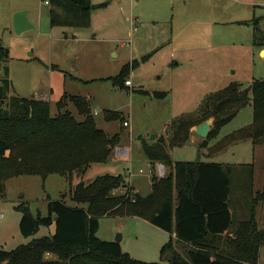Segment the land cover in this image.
<instances>
[{"label":"rangeland","instance_id":"rangeland-1","mask_svg":"<svg viewBox=\"0 0 264 264\" xmlns=\"http://www.w3.org/2000/svg\"><path fill=\"white\" fill-rule=\"evenodd\" d=\"M42 1L0 0V41L10 51V59L4 63L12 82L10 96L43 101L45 94L52 117L70 111L78 121L84 117L69 100L61 111L58 103L66 95L87 98L98 128L110 136L120 133L118 147L130 149V159L137 154L141 160L132 164L118 158L117 147L108 163L92 165L72 184L59 175L45 182L39 176L11 179L0 199V214L4 215L0 223L18 214L16 207L23 202L34 216H47L48 197L79 206L70 199L72 187L82 180L89 184L100 175H126L128 167L133 173L131 183L142 195H149L152 167L142 150L143 141L150 143L153 137L165 134L169 122L197 117L210 95L232 84L246 88L256 80L264 81V54L253 41L254 19H261L264 30L263 0H89V13L58 11L55 25L51 6H42ZM24 2L33 4L39 29L18 36L12 10ZM135 16L137 26L130 22ZM134 61L140 64L124 80H130L132 86L119 88L112 79L127 64L126 71H130ZM4 75L2 68L0 77ZM140 90L167 95L157 99L137 92ZM106 111L121 112L123 120L106 122ZM252 120L253 109L246 106L218 135L203 139L193 128L185 145L169 150L174 161H216L231 170L230 205L236 224L251 216L253 199L264 191V145L248 139L230 142L226 136ZM123 121H129L130 127L123 126ZM156 165L152 170L157 177ZM170 171L165 166L166 174ZM119 218H102L98 237L115 242L121 236L122 249L133 258L167 264L158 247L161 235L151 234L137 217ZM257 220L263 228L264 201L257 208ZM41 228L31 238L14 234L1 246L13 250L50 234V228ZM178 250L186 255L184 248ZM259 264H264V247Z\"/></svg>","mask_w":264,"mask_h":264},{"label":"trees","instance_id":"trees-1","mask_svg":"<svg viewBox=\"0 0 264 264\" xmlns=\"http://www.w3.org/2000/svg\"><path fill=\"white\" fill-rule=\"evenodd\" d=\"M47 1L52 25L56 24L58 11L78 14L92 9L89 0ZM260 21L253 20V41L264 50ZM9 59L10 51L0 41V70L5 71L0 77V199L11 179L39 176L45 182L59 175L72 184L75 178H83L92 165L108 163L122 137L120 133L110 136L98 128L89 99L66 95L58 103L61 111L69 100L84 117L82 121L70 111L52 117L47 102L10 96L12 82L4 66ZM139 64L134 61L126 71L127 64L112 79L114 84L126 87L125 76ZM140 91L157 99L167 95ZM246 106L253 109L252 123L226 138L264 145V81L256 80L246 88L232 84L210 95L197 117L169 122L165 134L153 137L150 143L142 142L152 164L161 163L171 169L162 178L153 176L149 195L135 193L123 174H105L89 184L82 180L72 187L70 199L79 206L48 197L47 216H34L29 204L23 202L16 207L22 214V235L35 236L41 227L53 228V233L10 251L0 249V264H164L137 260L124 252L120 243L100 239V220L108 217H137L175 233L178 242L185 244L186 255L170 240L162 248L167 264H259L264 227L259 226L257 208L264 201V191L253 199L251 216L236 224L230 205L231 170L220 163L174 161L171 155L173 148L189 141L193 128L213 119L209 136L219 134ZM105 120L122 121L123 114L106 111Z\"/></svg>","mask_w":264,"mask_h":264},{"label":"crops","instance_id":"crops-1","mask_svg":"<svg viewBox=\"0 0 264 264\" xmlns=\"http://www.w3.org/2000/svg\"><path fill=\"white\" fill-rule=\"evenodd\" d=\"M24 1H26V0H24ZM28 1H30V0H28ZM92 1V0H91ZM48 1L47 0H44V1H42V6L43 5H45V6H51L50 4H49V2L47 3ZM30 3V2H29ZM28 2L26 3V2H24V4H21V5H19L18 7H15V8H13V10H12V14H13V16H14V14L15 13H17V12H19V11H24V10H28L29 11V20H30V22H32L35 26H36V30L35 31H37L38 29H39V15L38 14H36L35 12H34V8H33V4H29ZM42 6H40V8L42 7ZM124 10V9H123ZM63 13H67V12H63ZM33 16V17H32ZM261 18H264V17H261ZM132 21V25H138V19H137V17L135 16L134 18H130V22ZM13 28H14V25H13ZM262 51H263V49H261V53H262ZM128 87H131V86H128ZM39 95V94H38ZM35 97H36V95H35ZM42 100L44 101L45 99L46 100H48V96L47 95H42ZM38 99V98H37ZM128 123H129V121H128ZM128 127H130V123H129V126ZM195 133V132H194ZM119 148H122V147H119ZM118 149V148H117ZM129 150L130 151V153H131V150L130 149H128V148H126V147H124V148H122V150ZM142 150H143V148H142ZM117 151V150H116ZM144 152V151H143ZM116 153V155H117V157L118 158H121V159H125V158H123V157H121L119 154H117V152H115ZM129 153V157L127 158L128 160H131V163L132 164H134V162L135 161H138V160H141V158H140V156L139 155H137L136 154V157H134L133 159H130V156H132V154H130ZM173 153V152H172ZM173 156V155H172ZM146 157V156H145ZM208 157H210L209 156V154H208ZM203 162H211V163H219V162H216V161H203ZM159 164V163H158ZM221 164V163H220ZM155 164H152L151 162L149 163V167H152L151 168V171H152V169H153V166H154ZM156 167H157V165H156ZM125 170V172H128V170H131L130 169V167H128V168H126V169H124ZM140 170H143V169H140ZM140 172V171H139ZM145 172V171H144ZM126 175V177L128 176V173H125ZM101 176V175H100ZM20 177H18V178H14V179H19ZM97 178V177H96ZM129 179V181H128V183L134 188V191H135V193H137V194H140L141 196H144V195H142V193H141V190L138 188V187H136V186H134L133 185V183H131V178L129 177L128 178ZM152 179H153V176H150V178H149V180H150V190H151V192H152ZM13 180V179H12ZM150 192V193H151ZM19 205H21V203L19 204ZM18 205V206H19ZM16 213H18V214H16V215H13V218L12 219H7L5 222H2V223H0V249H2V250H5V249H3V247L1 246V244H2V242H5L6 240H8V239H10L11 237H12V235H17V233H20V235H22V233H21V231H20V222H21V218H22V214L16 209ZM118 219H120L119 217H117ZM128 218H136V217H128ZM1 220H2V218H0ZM138 219H140V218H138ZM4 221V220H3ZM140 221H142V223H144V225H146L147 227H149L148 229L150 230V232H151V234H153V235H161L162 236V243L161 244H159L158 245V247L160 248V253H161V255H162V248L167 244V243H169L170 242V240H172L173 241V243L174 244H176V247L177 248H185V244L184 243H181V242H178V240H177V237H176V234L175 233H168V232H166V231H164V230H162V229H160V228H158V227H155L154 225H152L151 223H149L148 221H146V220H143V219H141ZM42 230V228L40 229V231ZM39 231V232H40ZM53 233V228H50V234H48L47 236H50L51 234ZM143 235V232L141 231L140 233H139V236L141 237ZM46 237V236H45ZM31 238V237H30ZM125 238V236L123 235V239ZM33 240V239H32ZM6 251H10V250H6ZM124 251V250H123ZM124 252H126V251H124ZM126 253H128V252H126ZM131 257H133L130 253H128ZM136 259V258H135Z\"/></svg>","mask_w":264,"mask_h":264},{"label":"water","instance_id":"water-1","mask_svg":"<svg viewBox=\"0 0 264 264\" xmlns=\"http://www.w3.org/2000/svg\"><path fill=\"white\" fill-rule=\"evenodd\" d=\"M13 21H14V30L15 33L18 36H22L25 33H28L30 31H35L37 28L36 26L30 22L29 20V11L24 10V11H19L14 14L13 16ZM262 55L264 54V50L261 53ZM213 128V120H207L198 125L196 128H194V132L201 138L207 139L210 135V132ZM24 197V195L21 196V198ZM57 216H55V219ZM122 240L121 236H118L117 240L115 242L120 243Z\"/></svg>","mask_w":264,"mask_h":264},{"label":"built area","instance_id":"built-area-1","mask_svg":"<svg viewBox=\"0 0 264 264\" xmlns=\"http://www.w3.org/2000/svg\"><path fill=\"white\" fill-rule=\"evenodd\" d=\"M264 1V0H263ZM48 3V2H47ZM126 86H132V82L130 80L126 81ZM124 126L125 127H128L129 126V123L128 121H126L124 123ZM129 153L130 151L129 150H122V148H118L117 149V154H119L121 157L127 159L129 157ZM156 175L158 178H162L165 176L166 172H165V166L164 165H161V164H158L157 165V169H156ZM128 177L132 178L133 177V173L131 172V170H128ZM140 174H144V171L143 170H140ZM155 174V171L152 170L151 171V175L154 176ZM4 215L3 214H0V218H3Z\"/></svg>","mask_w":264,"mask_h":264}]
</instances>
